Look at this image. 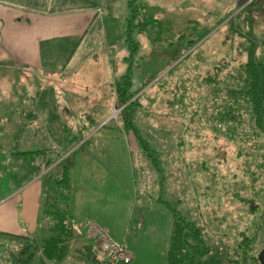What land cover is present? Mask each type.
I'll use <instances>...</instances> for the list:
<instances>
[{
    "label": "rangeland",
    "instance_id": "374dc122",
    "mask_svg": "<svg viewBox=\"0 0 264 264\" xmlns=\"http://www.w3.org/2000/svg\"><path fill=\"white\" fill-rule=\"evenodd\" d=\"M131 3L102 0L108 47L96 54L98 60H89L76 71L49 63L36 72L0 68V98L15 100L10 93H17L26 101L0 111V144L5 151H0V201L19 190L24 180L36 177L43 167L42 155L35 161L14 158L11 147H49L52 152L45 156L50 165L39 173L43 182L41 220L42 225L47 223L44 205L50 185L45 173L56 163L52 159L55 152L70 141L66 129L77 132L89 125L92 130L87 133L91 136L88 141L75 144L61 156L66 155L74 176L69 224L75 242L89 218L84 212L87 208L108 222L101 226L116 242L132 250L134 258L127 264H168L174 231L172 207L180 217L202 229L212 251L225 264L241 232L256 238L253 251L258 256L264 248L262 138L248 124L247 115H243L242 123L228 125L226 130L222 125L229 122L220 120L219 113L223 110L221 103L228 102L223 84L244 58V45L254 38L257 52L264 55V0ZM132 10L138 15L137 21H147L148 25L146 30H131L139 48L132 57L122 59L129 51L126 38L134 19ZM198 37L188 48L189 41ZM65 50L54 51L51 59L64 61ZM53 69L60 74H53ZM127 69L133 75L132 88L150 79L136 94H140L141 105L133 113V122L147 140V147H141L115 117L121 106H117L114 79ZM210 75L220 81H206ZM52 84L57 87L50 88ZM213 86L218 88L213 91ZM44 87L41 101L33 103ZM28 109L36 115L23 129V122H16L11 114ZM48 113L57 118L46 119ZM114 217L120 221H114ZM45 235L44 230L35 235L38 246ZM1 238L2 250L23 244ZM73 241L63 260L44 257V264H107L102 259L97 263L78 262L72 256L73 247H83L86 242ZM90 243L97 249L96 243ZM95 255L101 258L103 253L97 250ZM38 262L39 254L33 264Z\"/></svg>",
    "mask_w": 264,
    "mask_h": 264
},
{
    "label": "trees",
    "instance_id": "16d2710c",
    "mask_svg": "<svg viewBox=\"0 0 264 264\" xmlns=\"http://www.w3.org/2000/svg\"><path fill=\"white\" fill-rule=\"evenodd\" d=\"M132 0H129V5H132ZM251 1V0H250ZM135 10V8L133 9ZM131 11V16L134 19L130 22L127 30L129 35L126 38V44L129 51L124 54V59L132 57L134 50L139 48V42L132 37V29L146 30L147 21L138 20V15H134V11ZM230 13V12H229ZM225 15L227 17L229 15ZM153 19V16L151 17ZM201 38V37H200ZM199 37L190 40L188 46L192 47ZM80 37H77L76 41L72 42V46L65 55V61L69 59L74 51L76 44L78 43ZM244 58H240L239 63L234 67V70L226 76L224 82V89L226 96L228 97V102H222L223 110L219 113V119L222 121L229 122L228 125L236 123H242L243 115H247L248 124L252 125L253 128L261 135L262 141L259 146L264 152V55L257 52V40L254 38L250 39L243 47ZM143 56V55H142ZM64 63H62V66ZM131 70V68H129ZM127 69L126 72L121 73L119 77L114 79V91L116 94L117 106H121L120 110L115 115L119 118L120 124L126 131H131L138 144L141 147H147V140L139 133L138 127L133 122V113L137 109L138 105H141L139 96L136 95L140 89L145 86L150 79L142 83L140 87L132 88L133 75H130L131 71ZM153 78V76L151 77ZM206 81H220L214 76L210 75L205 78ZM223 79H221L222 82ZM209 84V83H208ZM53 88V86H50ZM218 87L213 86V91ZM46 87H44L40 94L32 99L33 103H39L41 101L42 95L45 92ZM9 95V94H7ZM16 96V99L5 101L0 98V111H6L4 108L8 105L22 106L24 102V97L21 95ZM22 103V104H21ZM16 111V110H11ZM15 116L11 114V118L16 122H23V129L27 126L32 119L31 116H35L33 110L18 111ZM43 113V111H42ZM46 119L55 120L57 117L55 114H45ZM93 120V119H92ZM232 122H231V121ZM89 126V125H88ZM87 125H83L82 129L77 132L69 133L67 128L65 135L69 137L70 141L62 146L61 150H57L52 159L56 162L53 167L45 173V177L49 176L50 190L47 193L45 199V212L44 216L47 214V223L41 222V228L47 235L43 239L40 246L37 245L35 236L30 235H14L7 232H0V236L3 238H8L16 242L23 243L21 247L13 249L9 253L10 260L12 264H33L36 255H40L38 264H44L43 258L46 257L48 260L60 261L63 259L64 255L69 251L71 246V241L73 238V228L69 224L72 219L70 211V193H71V171L69 165L66 163V155L61 157L68 150L79 143L87 142L91 136L87 137V133L92 129ZM226 127V130H228ZM76 138V139H75ZM74 139V140H72ZM3 145L0 144V151ZM10 149V147H9ZM12 156L18 159H30L35 161L39 155H42L43 169L49 167V159H46V154L52 152L49 147L42 146L36 148H23L19 149L17 145H13L9 150ZM61 157V158H60ZM22 165V162H21ZM20 165H18L19 169ZM50 172V173H48ZM169 206V203H166ZM174 220V231L170 237L169 251H168V264H225L223 258L213 252L209 240H207L206 235L202 229L191 221H186L183 217H180L177 210L169 207ZM45 217H43L44 219ZM45 220V219H44ZM84 233L86 229L84 227ZM87 234V233H86ZM90 241L84 244L81 248H76L73 251V256L82 260L84 262L97 263L101 258L95 255L97 250H101L99 242L92 236L86 235ZM240 240L233 249L232 257L227 258L226 263L228 264H247L255 263L259 264L257 253L253 251L255 244V237H249L245 232L240 233ZM96 243L97 249L93 247L90 243ZM90 243V244H89ZM103 253V252H102ZM102 259L107 264H109L105 253ZM228 257V255H227ZM132 261V260H131ZM130 261V262H131ZM126 264V263H121Z\"/></svg>",
    "mask_w": 264,
    "mask_h": 264
},
{
    "label": "crops",
    "instance_id": "0c3cea01",
    "mask_svg": "<svg viewBox=\"0 0 264 264\" xmlns=\"http://www.w3.org/2000/svg\"><path fill=\"white\" fill-rule=\"evenodd\" d=\"M111 1L108 0V3ZM114 5L117 7L116 2ZM77 37L80 39L68 60L57 62L51 59L52 55H55L54 51L66 49L67 53L69 50L67 48L72 46V42L76 41ZM107 47L102 0H0V68L3 70L19 69L36 72L37 69L43 68L44 64L49 63L60 64L61 68H66L70 72L76 71L89 60H98L96 54L104 52ZM121 58L124 59V56L122 55ZM62 63H64L63 66ZM51 71L53 74L59 73V70ZM61 83L62 81L60 85ZM51 86L53 89L57 87L53 84ZM10 94L17 95V93ZM42 170L43 168L38 169L35 173L36 177L24 180L19 190L11 192L0 201V232L35 236L42 230L40 219L43 212V182L39 176ZM72 178L74 176L72 177L71 174V180ZM72 194L73 185L69 201L70 211H73ZM84 210H86L84 211L86 216L96 223L107 225L108 222L90 213L89 209ZM71 215L73 216L72 212ZM113 219L120 221L119 217ZM4 239L11 243L16 242L8 238ZM76 239L75 242L72 238L73 244L84 242L87 244L90 241L84 230ZM8 247L13 246H7L4 250L0 248V264H12L8 261L11 251ZM76 248L81 247H73V249ZM103 258L104 254L101 259ZM76 260L85 263L78 258Z\"/></svg>",
    "mask_w": 264,
    "mask_h": 264
},
{
    "label": "built area",
    "instance_id": "2783aa9c",
    "mask_svg": "<svg viewBox=\"0 0 264 264\" xmlns=\"http://www.w3.org/2000/svg\"><path fill=\"white\" fill-rule=\"evenodd\" d=\"M227 125H222L226 129ZM86 233L94 237L105 253L109 264L129 263L133 258L132 250L123 242H116L106 228L96 224L91 219L85 220Z\"/></svg>",
    "mask_w": 264,
    "mask_h": 264
},
{
    "label": "water",
    "instance_id": "95a60500",
    "mask_svg": "<svg viewBox=\"0 0 264 264\" xmlns=\"http://www.w3.org/2000/svg\"><path fill=\"white\" fill-rule=\"evenodd\" d=\"M257 258H258V261L261 262L262 264V261L264 260V248L260 251Z\"/></svg>",
    "mask_w": 264,
    "mask_h": 264
}]
</instances>
